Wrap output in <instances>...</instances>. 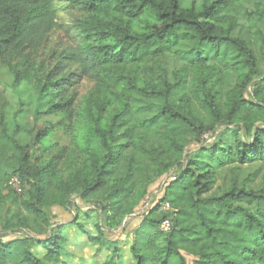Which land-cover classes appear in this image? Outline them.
<instances>
[{
  "label": "trees",
  "instance_id": "trees-1",
  "mask_svg": "<svg viewBox=\"0 0 264 264\" xmlns=\"http://www.w3.org/2000/svg\"><path fill=\"white\" fill-rule=\"evenodd\" d=\"M250 1L260 0H206L190 7L182 0H66L67 8L83 14L74 22L76 44L38 75L34 86L46 109L42 114L61 118L57 125L81 147L84 159L67 174L57 169L63 152L30 164L27 146L8 132L7 101L0 91V190L17 176L28 192L25 201L11 188L7 199L19 201L30 218L47 226L46 207L71 204L76 194L96 203L108 225L117 226L148 184L176 168L134 229L132 264H171L173 257L187 264L181 252L194 257L192 264H264V191L233 181L221 195L207 196L216 184L215 167L196 156L183 165L187 144L221 123L242 129L233 146L214 144L201 152L213 159L221 151L239 164L264 160V126L258 125L264 124V77L249 42L233 35L234 13ZM57 12L56 0H0V67L26 50H38L56 26ZM169 55L181 61L171 72L162 65ZM70 66L78 71L68 72ZM12 68L16 80L24 78ZM83 76L95 85L75 114L74 87ZM234 76L237 82L229 87ZM218 84L227 90L222 93ZM53 128L36 139L41 142ZM73 224L107 247L98 223L94 235L77 220ZM30 226L19 213L2 223L8 230ZM65 243L59 228L42 239L0 240V264H57ZM113 261L121 263L118 247L104 264Z\"/></svg>",
  "mask_w": 264,
  "mask_h": 264
},
{
  "label": "rangeland",
  "instance_id": "rangeland-1",
  "mask_svg": "<svg viewBox=\"0 0 264 264\" xmlns=\"http://www.w3.org/2000/svg\"><path fill=\"white\" fill-rule=\"evenodd\" d=\"M205 1L182 0V4L185 7L201 6ZM56 4L58 7L57 24L49 34L47 41L38 50H26L23 54L13 56L0 67V91L7 101L5 113L8 132L14 133L18 141L27 146L30 164H43L63 152L64 156L57 163V169L63 174H67L84 159L83 151L80 146L72 143L69 134L57 125L61 118L42 114L46 109L38 101L34 86L37 76L42 75L46 69L54 67L60 60L61 54L76 44L77 31L74 28V22L76 19L82 18L83 14L78 10L67 8L66 0H56ZM256 11L262 12L263 16L256 15ZM234 15L236 25L233 35L249 42L257 58L259 73L261 77H264V1L247 2L243 5L242 10ZM180 64L181 61L172 55L162 58V65L167 72H171L172 68L178 67ZM13 66L24 78L16 80ZM67 71L77 72L78 69L75 66H70ZM236 82L234 76L230 78L228 86L230 87ZM94 85L90 76H83L74 87L76 95L73 111L75 114L81 111L84 100L91 93ZM253 87L252 84L248 86L245 93L246 98H251L250 93ZM217 88L222 93L227 90V86L219 84ZM194 113L196 116L202 115L199 109L195 108ZM79 122L82 127L83 120L80 119ZM258 125L264 126L263 123H258ZM51 127L54 128L50 134L39 142L36 139V134ZM79 130L84 132L81 128ZM238 130L242 132L239 125L221 123L215 131H210L198 139L191 140L185 148L183 165L188 157L196 156L201 161L209 162L215 167L216 184L206 194L207 196L221 195L233 181L238 187L246 190L264 191V160L239 164L233 156H226L221 151L213 159L209 158L208 153L201 152L202 148L209 149L214 144L233 146V137ZM177 172L178 169L174 168L148 184L145 196L130 214L122 218L117 226L108 225L103 210L96 203L84 201L76 194L72 195L71 204L64 207L60 205L46 207L49 223L46 226L39 219L30 218L19 201L11 202L7 199L6 196L11 188L5 183L0 190V240L6 242L26 235L42 239L50 233L51 229L59 228L66 238V243L61 261L57 264H104L115 247H118L121 255L120 264H132L133 258L129 248L134 229L139 225L143 216L153 208L162 196L163 188ZM26 189L27 186L23 185L20 195H18L25 201L28 200ZM13 213L27 216L30 228L19 227L11 230L2 228L4 218ZM75 220L81 223L89 234L93 235L96 234L95 223H98L103 229L106 243H108L107 247L91 242L88 240V235L79 233L73 224ZM35 251L41 252L39 248ZM181 254L185 257L187 264H192L194 257L184 252ZM47 264L52 263L48 262ZM111 264H115L114 261ZM171 264H180L179 258L173 257Z\"/></svg>",
  "mask_w": 264,
  "mask_h": 264
},
{
  "label": "built area",
  "instance_id": "built-area-1",
  "mask_svg": "<svg viewBox=\"0 0 264 264\" xmlns=\"http://www.w3.org/2000/svg\"><path fill=\"white\" fill-rule=\"evenodd\" d=\"M8 185L10 186V188L14 189L16 192H21L22 190L21 181L17 176H12L8 181ZM167 225H168V222L164 221L161 227L165 229Z\"/></svg>",
  "mask_w": 264,
  "mask_h": 264
}]
</instances>
